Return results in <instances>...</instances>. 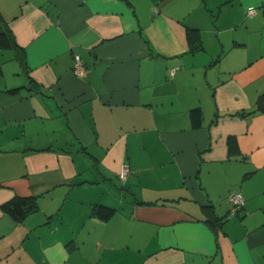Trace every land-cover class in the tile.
I'll use <instances>...</instances> for the list:
<instances>
[{
    "label": "crops",
    "instance_id": "crops-1",
    "mask_svg": "<svg viewBox=\"0 0 264 264\" xmlns=\"http://www.w3.org/2000/svg\"><path fill=\"white\" fill-rule=\"evenodd\" d=\"M6 29L0 264H264V0H0Z\"/></svg>",
    "mask_w": 264,
    "mask_h": 264
},
{
    "label": "trees",
    "instance_id": "trees-1",
    "mask_svg": "<svg viewBox=\"0 0 264 264\" xmlns=\"http://www.w3.org/2000/svg\"><path fill=\"white\" fill-rule=\"evenodd\" d=\"M187 38L192 50L199 48V36L198 32L193 29L187 30ZM0 47L1 48H14L18 46L15 42L13 35L9 30H5L0 33ZM256 111L264 114V94H262L256 103ZM254 111L240 112V115H250ZM190 119L193 127H199L201 122V112L199 109H192L190 111ZM231 139V143H232ZM1 210L7 214L12 220L16 222L23 221L30 214L35 213L38 210V204L35 197H14L10 201L1 205ZM114 213L113 209L105 206H95L94 214L101 220L109 219Z\"/></svg>",
    "mask_w": 264,
    "mask_h": 264
},
{
    "label": "built area",
    "instance_id": "built-area-1",
    "mask_svg": "<svg viewBox=\"0 0 264 264\" xmlns=\"http://www.w3.org/2000/svg\"><path fill=\"white\" fill-rule=\"evenodd\" d=\"M253 11L250 10L248 11V15H252ZM84 65L81 61V59L75 55L74 56V66H73V72L76 76H81L84 72ZM172 73V71H171ZM128 175V171L126 169L122 170V172L119 175V178L121 180H125L126 177ZM228 201L230 203V210H229V214L231 216L236 215V213L238 212V210L244 206V198L241 195V193L236 192V193H231L228 197Z\"/></svg>",
    "mask_w": 264,
    "mask_h": 264
}]
</instances>
